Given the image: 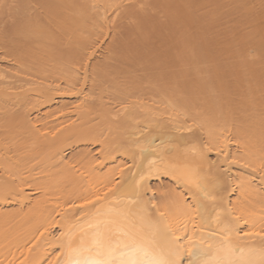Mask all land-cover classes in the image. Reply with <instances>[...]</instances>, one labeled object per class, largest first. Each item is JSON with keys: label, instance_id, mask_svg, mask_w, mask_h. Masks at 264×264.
<instances>
[{"label": "bare ground", "instance_id": "obj_1", "mask_svg": "<svg viewBox=\"0 0 264 264\" xmlns=\"http://www.w3.org/2000/svg\"><path fill=\"white\" fill-rule=\"evenodd\" d=\"M0 264H264V0H0Z\"/></svg>", "mask_w": 264, "mask_h": 264}]
</instances>
